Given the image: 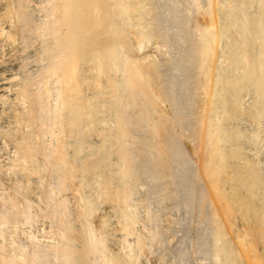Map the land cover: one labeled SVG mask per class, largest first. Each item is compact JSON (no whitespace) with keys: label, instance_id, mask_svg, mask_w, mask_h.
<instances>
[{"label":"bare ground","instance_id":"1","mask_svg":"<svg viewBox=\"0 0 264 264\" xmlns=\"http://www.w3.org/2000/svg\"><path fill=\"white\" fill-rule=\"evenodd\" d=\"M31 4L0 0V264H98L100 259L103 264H125L128 253L123 258L109 253L105 237L92 225L90 215L96 207L90 198L103 196L120 213L121 229L114 234L118 232L121 241L134 235L137 213L130 208L129 183L136 172L128 146L134 121L127 114L139 105L142 124L149 105L168 100L181 119L173 98L175 84L164 82L161 67L166 61L160 63L146 48L170 46L178 38L174 28L182 32L190 22L188 39L179 36L187 44L180 58L167 61L178 71L195 67L194 87L207 98L201 101L199 118L204 124L203 172L219 200L225 201L224 213L241 210L245 219H256L264 228L263 168L247 160L237 163L243 159L237 140L244 135L225 123L241 114H264V0H206L199 18L182 14L177 1L168 8L169 17L160 15L155 0H45L38 16ZM219 61L221 65L216 64ZM250 85L256 103L242 109L239 96ZM102 94L110 96L116 115L109 135L118 143L117 183L97 170L99 162L86 166L84 160L86 128L101 130ZM153 128L159 132L160 124ZM161 153L166 161L174 157L165 147ZM82 172L101 181L91 196L84 191L76 197L82 184L69 183ZM55 176L56 191L55 183L54 187L50 183ZM227 182L235 191L233 202L224 189ZM241 189L247 197L239 193ZM66 190L76 201L69 212L67 198L56 195ZM216 224L215 238L221 244H216L215 257H223L221 264H240L219 220ZM261 235L264 242V231ZM136 243L142 250L141 237L136 236Z\"/></svg>","mask_w":264,"mask_h":264},{"label":"rangeland","instance_id":"2","mask_svg":"<svg viewBox=\"0 0 264 264\" xmlns=\"http://www.w3.org/2000/svg\"><path fill=\"white\" fill-rule=\"evenodd\" d=\"M38 1L39 2L31 0V3L37 5L36 7L31 4V9L33 10L35 16L40 14L38 9L44 4L45 0ZM155 1L159 6V13L162 17L170 16L168 8L173 4L174 1H177L179 10L182 14L188 16L189 18H199L201 17L202 6L204 3H206V0ZM248 9L251 11L253 8L251 7ZM192 24L193 22H190L189 25L184 26L185 29L183 28L182 32L178 31V33L174 28L173 32L178 38L172 41V45L170 44V46L165 48L162 47V49H159L160 51L155 49V45L157 44H149L146 48V53L151 55L155 54L152 56L155 57L156 60L160 61V63H164L166 61V63L161 67V70L164 72V76L166 77L164 82L166 84H175L176 90L174 92L173 98L179 105L181 119H179V116L176 114V112H174L172 104L168 100L155 105H149L148 109L145 110L146 117L143 119L142 124H139L141 113L139 105L131 108L130 112L127 114L130 115L131 119L134 121L133 124L131 123L130 127L132 138H130L131 142L129 141L130 144H128V146L130 151H132L131 153L133 156L134 170L136 172L135 178L129 183V187L131 186V197H129V204L131 203L130 208L132 211L137 213H135L137 223L134 224V232L137 235L135 233L134 235L139 236V238L141 237V239L144 241L145 244L142 250H139L137 247L136 236L131 235L126 240L121 241L120 236L116 234L120 232L118 230L121 229V227L120 229H117L121 225L118 223V220L121 219V217H119L120 213L117 212L108 199L104 198L103 196L95 197V195L92 193L95 189L99 188L97 185H99V182L101 181L97 180L96 175L92 174L91 172H82V175H78V177H82L81 179L78 178L77 180V178H75L76 180L71 181L69 184H71V186H78L77 184L81 182L80 184H82V186L79 189L81 191L76 194V197H78L79 193H84V191H89L87 192L89 195L93 194V196L90 195V199H93L91 200L93 201L91 203L94 205L93 208H96L94 213L92 211L93 217L92 214L90 215L92 225L96 226L97 232L101 233L105 237L106 243L110 249L109 253H119L118 255H120L122 258L127 253L128 255L130 253V257L126 255L123 258L125 264H133L136 261L137 262L135 264H221L223 263V257H215L216 248L221 244L219 240L216 242L215 238L217 225L216 222L218 223V220L219 224L223 226L225 237L228 238L226 239L230 242L231 246L234 247L235 252L238 255L237 258H239L238 261L240 260V264H264V242L262 241L261 237L264 228L262 224L260 221H256V219L252 220L255 222H252L251 219H245L241 210H236L233 213H229V215L228 213H224L226 212L223 211L226 210L223 205L225 201L219 200L216 190L209 183L208 178H206L203 172V153L205 152V145L203 144L204 142L202 138L204 137V128H201V126L204 124L203 122L202 124L199 123V118L203 113L201 112L200 107L201 101L202 99L207 100V98L205 97V94L201 93L200 90L194 87L197 69L195 67H190L188 69L185 68L182 71H178L175 69V65L173 63L175 60L180 58L181 51L187 46V44H184V41L188 39V33L193 27ZM181 35L183 36L184 41L180 39L179 36ZM221 44L222 43L220 42L218 50L222 49ZM160 53L162 54L160 55ZM171 58L173 62L167 61ZM219 63L221 65L220 61L216 62V64ZM232 71L235 73L236 70ZM108 86V84H105L104 89L107 90ZM247 88L243 90V92L241 91L239 96L242 100H240V107H242V109H249L254 103H256L255 96H253L255 94H252V91L254 93L253 86L250 85L248 90ZM152 90L153 92H156L157 86L154 85ZM102 95L100 96V99L102 100L100 113L102 123L98 125L101 130L97 131L96 133L95 130L91 129L92 127L89 129L86 128L87 131L85 137L86 143L84 147V160L86 161V166L91 162H99V164H97V170L101 171L103 174L105 172V174L110 178H114L113 181L115 180L117 183L120 178V174L118 173V143L116 140L112 139L113 137H110L109 135V129L114 128L115 126L116 115H114L112 110V100L110 96L108 94ZM165 109H167V111ZM206 112H204L205 116ZM254 117H257V120L254 119ZM254 117H250L247 114H243L242 116L241 114L240 117H238L240 118L239 120H237L238 118L229 119L225 123L226 127L229 129L231 128L238 131L241 130L240 133L242 136L244 135V138H239L237 140V143H239L241 151L243 152V159H240L239 161L237 160V163L242 164L244 160L253 163L257 162L256 164L261 166L264 172V135H262L264 134V130H262L264 129V114H258ZM232 120L234 122H232ZM241 122L244 123L242 124ZM156 124H160L159 132L154 131L153 127ZM199 128H201L200 131ZM256 128L259 131H257ZM251 135H254L252 136L253 138ZM260 135L262 138H260ZM249 138L251 140H249ZM225 144L230 145L228 142ZM228 145H225V147L228 148ZM164 147L168 153H172V156H174L171 158L170 155L168 161L163 159L161 153V149ZM254 155L255 157L253 158ZM250 156H252V158ZM52 179H54V181ZM57 181L59 180H57L56 176L55 178H50L52 187H54V184L52 183H55V191L57 190ZM40 182L44 183L43 180ZM120 182L121 179L118 183ZM43 183H40V186H42ZM232 188V185L228 182L224 186V189L228 194L229 202H233L234 198L236 197L234 188ZM239 193H241V195L244 193V197H247L248 195L244 189H241ZM56 195L55 197L60 200L62 198H67L65 203L67 205L68 212L72 211V207L76 202L72 195V191L66 190ZM258 203L261 208L262 202ZM104 220H106V222ZM101 221L105 223L102 224ZM74 223L77 225L76 222ZM105 224L107 226H105ZM116 224L118 226L115 229L114 226H116ZM78 226L79 225H77V227ZM112 227L114 228L113 231L111 229ZM79 229H82V227L80 228L79 226ZM246 230L247 232H245ZM115 231L118 232L114 234ZM238 236L240 238H237ZM246 237L248 239H246ZM242 242H247V244H250L244 245ZM246 251L249 253H246ZM253 252L254 254H252ZM132 256H135L136 261ZM102 261L103 260L100 259V261L98 260L97 263L103 264L101 263ZM104 263L108 264V262Z\"/></svg>","mask_w":264,"mask_h":264}]
</instances>
